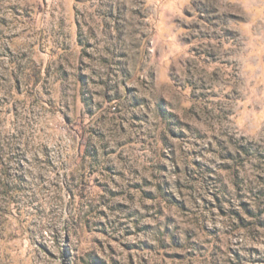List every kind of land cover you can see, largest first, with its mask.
<instances>
[{"label": "rangeland", "instance_id": "1", "mask_svg": "<svg viewBox=\"0 0 264 264\" xmlns=\"http://www.w3.org/2000/svg\"><path fill=\"white\" fill-rule=\"evenodd\" d=\"M6 190L0 264H264V0H0Z\"/></svg>", "mask_w": 264, "mask_h": 264}, {"label": "trees", "instance_id": "2", "mask_svg": "<svg viewBox=\"0 0 264 264\" xmlns=\"http://www.w3.org/2000/svg\"><path fill=\"white\" fill-rule=\"evenodd\" d=\"M8 169L5 165H2V169H1V176H3L6 180H7V176H8ZM9 181V180H7ZM15 191L13 190H6L5 192H0V194H4V196H7V197H12L14 194Z\"/></svg>", "mask_w": 264, "mask_h": 264}]
</instances>
